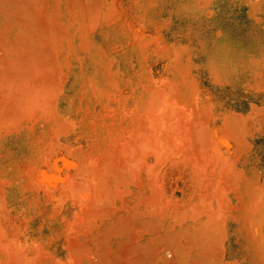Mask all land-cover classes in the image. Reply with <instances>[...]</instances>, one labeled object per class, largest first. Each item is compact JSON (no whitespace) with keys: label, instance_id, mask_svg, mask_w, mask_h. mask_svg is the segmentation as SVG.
<instances>
[{"label":"rangeland","instance_id":"1","mask_svg":"<svg viewBox=\"0 0 264 264\" xmlns=\"http://www.w3.org/2000/svg\"><path fill=\"white\" fill-rule=\"evenodd\" d=\"M0 264H264V0H0Z\"/></svg>","mask_w":264,"mask_h":264}]
</instances>
